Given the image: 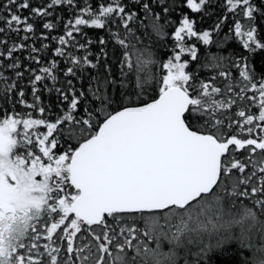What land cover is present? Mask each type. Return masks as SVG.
Returning a JSON list of instances; mask_svg holds the SVG:
<instances>
[{
	"label": "snow or ice",
	"instance_id": "snow-or-ice-1",
	"mask_svg": "<svg viewBox=\"0 0 264 264\" xmlns=\"http://www.w3.org/2000/svg\"><path fill=\"white\" fill-rule=\"evenodd\" d=\"M0 264H264V0H0Z\"/></svg>",
	"mask_w": 264,
	"mask_h": 264
}]
</instances>
